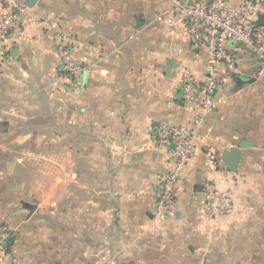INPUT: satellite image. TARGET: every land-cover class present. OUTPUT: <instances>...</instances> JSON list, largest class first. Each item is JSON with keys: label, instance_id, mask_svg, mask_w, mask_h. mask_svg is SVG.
Masks as SVG:
<instances>
[{"label": "crops", "instance_id": "crops-1", "mask_svg": "<svg viewBox=\"0 0 264 264\" xmlns=\"http://www.w3.org/2000/svg\"><path fill=\"white\" fill-rule=\"evenodd\" d=\"M22 2L40 22L21 17L6 41L8 56L0 60V125L31 127L40 115L39 124L52 127V145L41 157L52 161L48 188L56 228H40L38 220L46 219L40 204L0 207V264H141L142 255L158 249V227L165 230L161 252L174 260L167 264H190L194 254L205 253L199 245L204 228L215 219L239 216L248 175L264 173V70L259 62L237 51L238 69L226 75L216 106L203 111L181 98L180 83L186 69L207 74L208 52L181 27L173 33L156 19L170 0ZM58 28L76 38L73 54L85 65L64 94L57 89L65 80ZM160 122L191 126L199 135L178 182L177 211L164 220L155 215L153 197L171 165L155 138ZM31 138L21 132L16 139L25 143ZM235 149L243 152L238 169L228 170L226 163L211 175L210 156L232 155ZM27 152H21L27 154L24 159ZM210 176L220 189H231L232 213H206L203 184ZM66 183L68 198L63 199L56 192ZM38 186L44 193L45 186ZM151 263L162 264H144Z\"/></svg>", "mask_w": 264, "mask_h": 264}, {"label": "built area", "instance_id": "built-area-1", "mask_svg": "<svg viewBox=\"0 0 264 264\" xmlns=\"http://www.w3.org/2000/svg\"><path fill=\"white\" fill-rule=\"evenodd\" d=\"M171 6L160 12L156 19L164 21L170 32L181 27L190 41L208 52L207 74L197 75L186 69L181 76V98L186 103L207 111L216 106L217 93L226 82V75L238 69L237 51L252 54L264 70V25L256 21L264 14V0H170ZM22 0H0V60L8 56L6 41L16 30L21 17L39 23L29 16ZM56 26L54 22L49 23ZM61 50V69L72 81L85 70L84 63L74 56L78 47L76 38L61 28L55 33ZM158 144L170 156L171 165L157 181L153 191L155 215L164 220L175 215L178 201V182L191 160L198 133L191 126L158 123L154 128ZM222 156H210V174L224 170ZM205 211L225 216L233 212L231 189H220L210 176L203 184Z\"/></svg>", "mask_w": 264, "mask_h": 264}, {"label": "rangeland", "instance_id": "rangeland-1", "mask_svg": "<svg viewBox=\"0 0 264 264\" xmlns=\"http://www.w3.org/2000/svg\"><path fill=\"white\" fill-rule=\"evenodd\" d=\"M63 74L65 80L62 79L57 88L62 94L68 92L69 89V80L65 77V72ZM35 117V126L31 127L18 128L14 124L0 125V207L9 209L8 205L12 203L17 204L19 208L23 207L24 203L38 207L40 204V215H44L46 219H40L41 221L38 220L37 223H40V228L52 231L53 226L56 228L52 218L53 191L48 188L53 182L52 161L41 155L47 154L48 146L52 145L48 137H52L53 129L51 126L45 127L39 124L44 116L36 115ZM21 132L32 135L31 140L22 143L16 139ZM4 133H8L9 136L3 135ZM37 137L42 140H37ZM24 151H28V157L25 159L27 154L22 155ZM22 160L27 161L28 167L25 168ZM20 183H30L33 187L20 188ZM37 185L38 187L45 186L44 193L42 190H37ZM56 195L63 199L68 198L67 183L62 185ZM239 198L241 200L239 216L234 219H215L206 226L204 228L205 237L199 244L202 245L205 253L194 254L190 264H195L197 261L199 264L203 261L207 264H264V173L248 175V180L246 179ZM9 225L5 224L10 227ZM162 229L160 227L156 229L160 231H156L155 241L158 249L155 253L153 251L151 254L142 255L141 264H144L145 260L146 262H162V264L174 261L172 258L170 260L172 254L161 252L162 242L165 239L163 236L165 230L161 231ZM64 238L66 239L64 243L68 246V237ZM251 249L253 252L249 253ZM166 250L167 248L164 247L163 251ZM98 256L94 258L98 260Z\"/></svg>", "mask_w": 264, "mask_h": 264}, {"label": "water", "instance_id": "water-1", "mask_svg": "<svg viewBox=\"0 0 264 264\" xmlns=\"http://www.w3.org/2000/svg\"><path fill=\"white\" fill-rule=\"evenodd\" d=\"M36 0H31L30 6H33ZM259 25H264V14L259 15V19L256 21ZM172 64H168V67H172ZM242 150L241 149H235L232 153V155H229L228 153H224L223 158L225 159L227 163V169L231 171H236L238 169L239 162L242 158Z\"/></svg>", "mask_w": 264, "mask_h": 264}]
</instances>
